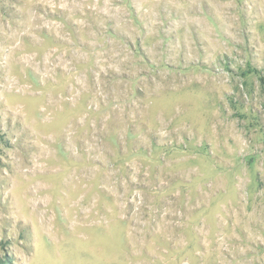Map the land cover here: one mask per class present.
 <instances>
[{
  "label": "rangeland",
  "instance_id": "rangeland-1",
  "mask_svg": "<svg viewBox=\"0 0 264 264\" xmlns=\"http://www.w3.org/2000/svg\"><path fill=\"white\" fill-rule=\"evenodd\" d=\"M264 0H0V264H264Z\"/></svg>",
  "mask_w": 264,
  "mask_h": 264
},
{
  "label": "trees",
  "instance_id": "trees-1",
  "mask_svg": "<svg viewBox=\"0 0 264 264\" xmlns=\"http://www.w3.org/2000/svg\"><path fill=\"white\" fill-rule=\"evenodd\" d=\"M264 83V82H263Z\"/></svg>",
  "mask_w": 264,
  "mask_h": 264
}]
</instances>
